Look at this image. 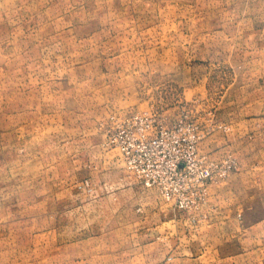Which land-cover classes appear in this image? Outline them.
<instances>
[{
  "label": "rangeland",
  "instance_id": "1",
  "mask_svg": "<svg viewBox=\"0 0 264 264\" xmlns=\"http://www.w3.org/2000/svg\"><path fill=\"white\" fill-rule=\"evenodd\" d=\"M144 110L233 163L202 207L107 143ZM0 264H264V0H0Z\"/></svg>",
  "mask_w": 264,
  "mask_h": 264
},
{
  "label": "built area",
  "instance_id": "2",
  "mask_svg": "<svg viewBox=\"0 0 264 264\" xmlns=\"http://www.w3.org/2000/svg\"><path fill=\"white\" fill-rule=\"evenodd\" d=\"M107 143L118 147L126 167L166 201L189 210L202 207L209 187L226 179L233 163L202 152L198 126L183 119L167 125L148 110L112 115ZM79 187L93 189L90 179Z\"/></svg>",
  "mask_w": 264,
  "mask_h": 264
}]
</instances>
